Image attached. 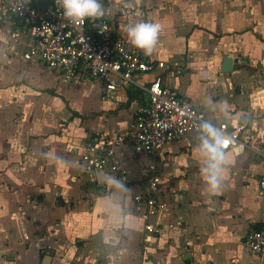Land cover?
<instances>
[{"label": "crops", "instance_id": "crops-1", "mask_svg": "<svg viewBox=\"0 0 264 264\" xmlns=\"http://www.w3.org/2000/svg\"><path fill=\"white\" fill-rule=\"evenodd\" d=\"M122 1L131 2L140 15L125 18L119 12ZM101 2L103 18L113 23L116 37H126L131 23H159L155 50L145 56L182 63L178 74L157 68L134 78L137 84L161 73L164 83L201 108L208 121H245L258 132H245L249 146L224 150V179L217 194L204 171L209 165L204 129L191 134L190 149L181 141L168 142L153 158L137 156L122 144L116 149L121 179L103 172L86 179L81 143L102 130H126L143 91L136 83H125L113 102L101 98L96 79L61 81L35 59L22 58V39L14 34L17 22L0 23V264H42L45 255L48 264H264V257L250 254L242 242L264 215V194L259 193L264 174V0ZM173 39L176 47L168 42ZM223 55L233 59L229 73L220 71ZM80 79L97 84L98 105L88 110L75 108L62 87V82L74 86ZM193 79L204 86L202 94L191 87ZM53 101L69 111L55 114ZM141 158L146 164L140 166V176H128L134 165L128 161ZM151 165L160 182L157 194L169 210L145 218L143 204L134 198L143 195ZM146 224L157 231H147ZM186 241L190 247L185 252ZM45 245L53 248L52 254L40 253Z\"/></svg>", "mask_w": 264, "mask_h": 264}, {"label": "built area", "instance_id": "built-area-1", "mask_svg": "<svg viewBox=\"0 0 264 264\" xmlns=\"http://www.w3.org/2000/svg\"><path fill=\"white\" fill-rule=\"evenodd\" d=\"M36 0H0V23L14 20L19 26L14 34L21 37L22 58L35 59L48 68L57 79L74 82L83 75L101 83L100 96L104 100L117 102L118 91L125 83H136L134 78L154 72L157 68L170 69L176 74L183 69L177 60L168 62L146 57L133 46L128 37L114 34L113 23L106 18L72 22L64 17L63 9L56 0H49L44 11H39ZM119 12L125 18L140 15L139 10L128 1L119 4ZM129 16V17H127ZM137 84V83H136ZM143 91V101L137 107L133 120L123 132L102 130L88 136L80 146L81 174L93 180L98 172L112 178H122L116 149L122 144L132 147L137 156L155 157L161 147L173 141H181L190 149L191 134L211 125L218 129L228 141L224 150L249 146L245 132H258L257 127L245 121L239 123L207 120L204 111L189 98L164 83L161 73H155L147 84H137ZM264 162V154H261ZM146 189L135 201L144 206V217L167 212L169 207L157 194L159 180L154 167H148ZM259 193L264 194V174L259 179ZM171 226V225H169ZM149 232L157 231L146 224ZM250 254L264 257V215L258 226H250L242 240ZM186 241L182 249L189 250ZM41 254H52L50 245L39 248Z\"/></svg>", "mask_w": 264, "mask_h": 264}, {"label": "clouds", "instance_id": "clouds-1", "mask_svg": "<svg viewBox=\"0 0 264 264\" xmlns=\"http://www.w3.org/2000/svg\"><path fill=\"white\" fill-rule=\"evenodd\" d=\"M56 2L63 9L64 17L72 22L83 21L86 18L97 20L106 13L101 0H56ZM160 31L161 25L154 22L140 21L125 27L130 43L141 49L146 56H150L155 50ZM204 127L208 139L204 140L203 148L209 158L208 168L204 171L208 173L206 179L213 194H217L222 190L221 182L224 177L221 176L220 169L225 160L224 146L228 141L213 126Z\"/></svg>", "mask_w": 264, "mask_h": 264}, {"label": "rangeland", "instance_id": "rangeland-1", "mask_svg": "<svg viewBox=\"0 0 264 264\" xmlns=\"http://www.w3.org/2000/svg\"><path fill=\"white\" fill-rule=\"evenodd\" d=\"M168 42H171L173 47H176L177 40H168ZM63 90L65 91V94L67 95L68 99L70 100V103L73 104L75 108L78 110H88L93 105H98V96H97V84L96 81H90V80H82L80 79L78 83H75L74 86H70L68 83L62 82ZM191 87L197 94H202L204 86L201 85L196 79L192 80ZM52 107L54 108L55 114L57 113H64V111H69V109L65 106L61 107V104L58 101H53L50 103ZM53 113V112H52ZM169 143H167L168 145ZM167 146H165L166 148ZM192 150V149H191ZM129 150L125 153L124 158L129 159ZM182 160V158H179ZM178 160L175 158V163L177 164ZM132 162L134 165H131L132 173L127 172V175L137 178L140 176L139 168L142 166V164H146V159L141 158L139 161H128ZM140 187V186H139ZM137 188L135 189L134 193L136 192ZM139 194H137L138 196ZM136 196V195H135Z\"/></svg>", "mask_w": 264, "mask_h": 264}, {"label": "water", "instance_id": "water-1", "mask_svg": "<svg viewBox=\"0 0 264 264\" xmlns=\"http://www.w3.org/2000/svg\"><path fill=\"white\" fill-rule=\"evenodd\" d=\"M35 3L39 11H44L45 7L49 4V0H36ZM101 19L102 18L97 20L100 21ZM232 67H233V59L227 55H223L221 57L220 71L222 73H229L232 71ZM82 78H88L90 80H93V78L87 77L86 75H83ZM49 260H50V256L45 255L42 259V264H48Z\"/></svg>", "mask_w": 264, "mask_h": 264}]
</instances>
